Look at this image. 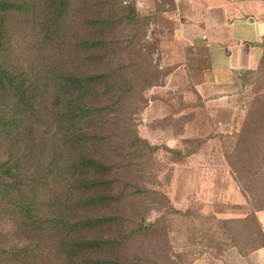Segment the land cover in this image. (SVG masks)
<instances>
[{
    "label": "rangeland",
    "instance_id": "obj_1",
    "mask_svg": "<svg viewBox=\"0 0 264 264\" xmlns=\"http://www.w3.org/2000/svg\"><path fill=\"white\" fill-rule=\"evenodd\" d=\"M25 2L26 13L4 19L13 28V55H33L52 67L66 60L80 72L107 74L114 92L105 102L119 99L112 112L93 120L106 121L101 133L111 141L100 158L113 165L110 177L121 199L87 210L116 216L87 234L127 238L138 224L149 229L98 256L113 264H264V250L240 256L219 248L207 221L248 218L263 204L250 203L247 189L264 200V68L242 76L234 99L199 93L206 51L198 42L183 44L177 34L198 0H68L57 26L66 37L43 28L45 0ZM98 36L109 41L94 53L101 61L83 63L68 54L79 38ZM41 263L64 264L54 254Z\"/></svg>",
    "mask_w": 264,
    "mask_h": 264
},
{
    "label": "trees",
    "instance_id": "obj_2",
    "mask_svg": "<svg viewBox=\"0 0 264 264\" xmlns=\"http://www.w3.org/2000/svg\"><path fill=\"white\" fill-rule=\"evenodd\" d=\"M66 1L45 0V30L60 29ZM25 6V0H0V264H43L52 254L64 264H113L98 254L149 229L138 224L127 238L87 234L116 219L102 213L90 216L87 210L121 199L114 193L117 179L110 177L113 165L100 158L102 145L111 141L101 133L106 121L93 120L112 112L119 99L105 102L114 92L107 74L80 72L66 60L52 67L33 55L14 56L17 48L10 43L13 28L6 25V14L26 13ZM107 42L101 36L81 37L68 54L83 63L101 61L94 53ZM263 68L264 58L259 66ZM247 191L250 203L263 202L251 217L206 219L211 240L243 256L264 248L256 214L264 210V200ZM203 235L209 236L207 231Z\"/></svg>",
    "mask_w": 264,
    "mask_h": 264
},
{
    "label": "crops",
    "instance_id": "obj_3",
    "mask_svg": "<svg viewBox=\"0 0 264 264\" xmlns=\"http://www.w3.org/2000/svg\"><path fill=\"white\" fill-rule=\"evenodd\" d=\"M198 3L192 14L187 12L192 15L191 20L177 30L183 44L198 42L206 51L207 66L201 71L203 77L196 89L201 95L208 90L209 95L239 97L242 76L258 71L264 58V0H198ZM239 25L244 31L236 27ZM256 214L264 232V210ZM261 250L264 248L248 255Z\"/></svg>",
    "mask_w": 264,
    "mask_h": 264
}]
</instances>
